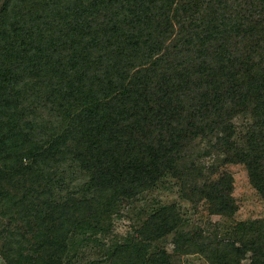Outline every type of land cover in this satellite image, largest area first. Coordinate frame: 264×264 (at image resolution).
<instances>
[{
  "label": "trees",
  "instance_id": "trees-1",
  "mask_svg": "<svg viewBox=\"0 0 264 264\" xmlns=\"http://www.w3.org/2000/svg\"><path fill=\"white\" fill-rule=\"evenodd\" d=\"M227 164L264 205V0H0L5 264H65L78 242L83 264H175L156 246L171 233L210 264H264V207L227 241L184 231L173 203L122 241L97 240L166 180L232 217Z\"/></svg>",
  "mask_w": 264,
  "mask_h": 264
},
{
  "label": "rangeland",
  "instance_id": "rangeland-1",
  "mask_svg": "<svg viewBox=\"0 0 264 264\" xmlns=\"http://www.w3.org/2000/svg\"><path fill=\"white\" fill-rule=\"evenodd\" d=\"M211 159H205V170L214 163ZM213 167V166H211ZM218 170H225L233 176V197L236 200L238 209L232 217H224L215 214H209L207 206L203 203L193 205L189 201L182 198L179 194L177 182L174 180H166L153 191L141 196L137 201L125 204L120 209V216H113L111 220V228L105 235H97V240L104 244L111 243L112 240L122 241L125 237L132 235L133 230L138 227L140 222L145 218V213L150 207L161 204H176L180 213L187 219L186 225L183 226L184 231L189 233L201 234L202 240H210L216 242L221 239L227 241L234 237V225L238 221L252 220L263 216V202L256 191L250 186L245 168L241 164H227L219 165ZM76 173V174H75ZM70 174V180L73 183H82V173ZM216 175V174H215ZM77 238V236H75ZM112 239V240H111ZM106 245V246H107ZM156 246L164 247L167 252L173 255V262L175 264H210L206 258L198 253L192 252L183 254L180 253L178 243L174 240V234H168L160 240ZM73 247L79 249V254L73 255L72 248L68 259L65 264H83L86 247L84 248L83 242L73 244ZM88 249L92 252L93 247L90 245ZM85 251V252H84ZM100 253V252H99ZM0 264H5L0 258Z\"/></svg>",
  "mask_w": 264,
  "mask_h": 264
}]
</instances>
